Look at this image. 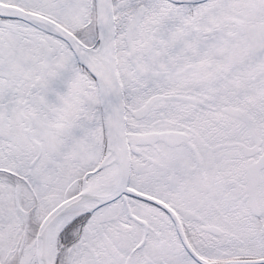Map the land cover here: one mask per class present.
Segmentation results:
<instances>
[{"label": "snow or ice", "instance_id": "obj_1", "mask_svg": "<svg viewBox=\"0 0 264 264\" xmlns=\"http://www.w3.org/2000/svg\"><path fill=\"white\" fill-rule=\"evenodd\" d=\"M0 264H264V0H0Z\"/></svg>", "mask_w": 264, "mask_h": 264}]
</instances>
